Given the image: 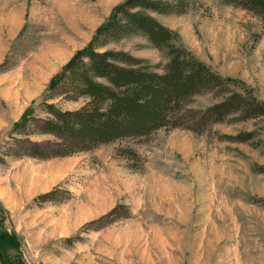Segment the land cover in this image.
<instances>
[{
	"label": "rangeland",
	"instance_id": "374dc122",
	"mask_svg": "<svg viewBox=\"0 0 264 264\" xmlns=\"http://www.w3.org/2000/svg\"><path fill=\"white\" fill-rule=\"evenodd\" d=\"M125 0H0V264H264V119L201 116L231 94L264 105V13L191 0L183 15L150 14L220 79L196 96L184 128L119 140L67 158L19 156L48 91ZM123 52L162 74L168 60L133 34ZM248 136V142H241ZM239 137V138H238ZM45 143L50 136H31Z\"/></svg>",
	"mask_w": 264,
	"mask_h": 264
},
{
	"label": "trees",
	"instance_id": "16d2710c",
	"mask_svg": "<svg viewBox=\"0 0 264 264\" xmlns=\"http://www.w3.org/2000/svg\"><path fill=\"white\" fill-rule=\"evenodd\" d=\"M191 0H125L82 51L77 52L50 82L48 91L65 101L85 103L76 111H61L44 102L46 119L24 116L15 130L33 125L22 145L23 157L39 160L67 158L119 140L146 139L161 129L184 128L186 108L203 94L225 93L230 81L220 79L174 42L173 33L150 16L183 15ZM243 10L264 13V0H223ZM138 34L167 60L162 74L126 53L99 51ZM206 111L204 123H223L230 114L264 119V105L249 96L231 94ZM31 136H50L35 143ZM239 138V137H238ZM244 136L241 142H248Z\"/></svg>",
	"mask_w": 264,
	"mask_h": 264
}]
</instances>
